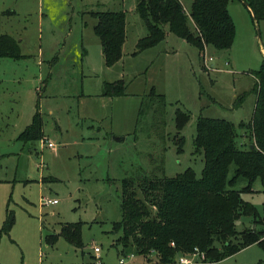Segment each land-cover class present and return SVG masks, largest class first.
Returning <instances> with one entry per match:
<instances>
[{
	"label": "rangeland",
	"instance_id": "obj_1",
	"mask_svg": "<svg viewBox=\"0 0 264 264\" xmlns=\"http://www.w3.org/2000/svg\"><path fill=\"white\" fill-rule=\"evenodd\" d=\"M190 1L184 0L187 9ZM6 2L13 12L0 14V32L19 41L22 55L0 57V264H117L121 256L134 264L158 262L154 251L145 256L132 249L130 257L120 252V243L114 244L121 234L112 223L121 218L122 178L148 170L151 154L163 156L168 176L188 166L199 176L203 154L194 150L196 117H222L236 125L250 119L255 70L264 56V18L254 21L245 0H230L235 33L229 48L200 51L168 31L158 44L133 53L137 38L147 31L135 0ZM99 9H124L126 14L122 56L111 65L105 64L93 29L91 11ZM119 78L125 82L123 94L102 93L104 81ZM152 86L165 98L160 124L151 109L140 112ZM177 108L189 114L180 129ZM36 110L43 120V140H52L53 148L41 139L18 137ZM237 131V144L249 146L243 129ZM175 135L183 136L180 150ZM233 169L231 164L229 176ZM246 183L240 176L233 187ZM252 189L242 197L261 215L240 214L235 227L264 231L259 178ZM52 198L57 202L51 203ZM8 214L13 221L1 231ZM72 221L81 225L79 247L60 234L61 225ZM49 233L57 234L54 242L46 241ZM180 254L194 264H264V249L257 242L218 261L196 248Z\"/></svg>",
	"mask_w": 264,
	"mask_h": 264
},
{
	"label": "trees",
	"instance_id": "obj_2",
	"mask_svg": "<svg viewBox=\"0 0 264 264\" xmlns=\"http://www.w3.org/2000/svg\"><path fill=\"white\" fill-rule=\"evenodd\" d=\"M229 1L191 0L187 9L184 0H135V10L147 31L137 39L133 53L158 44L168 31L195 44L200 51L207 46L229 48L235 33L234 21L228 11ZM245 4L254 21L264 18V0H245ZM91 14L96 18L93 29L99 37L104 62L111 65L122 56L126 39L125 11L99 9L92 10ZM21 55L19 41L9 33L0 32V57L19 58ZM255 77L253 90L256 96L250 119L241 120L236 125L227 118L196 117L194 150L203 154L199 176L191 166L168 176L163 169V156L151 154L148 170L140 168L136 176L122 178L121 218L112 223L113 230H121L114 244H121L122 254L133 249L146 256L154 251L159 262L168 264L174 262L180 252L195 248L204 251L205 257L214 261L253 242L264 249L263 230H237L235 227L240 214H252L253 218L261 215L251 201L242 197V192L252 191V182L256 178L264 186V56L260 67L255 70ZM124 92L122 78L103 83L102 93L105 95ZM142 103L140 112L151 109L154 119L159 120L165 106L164 95L152 86ZM188 119L187 112L176 109L178 129ZM42 123V116L36 110L18 137L24 142L43 140ZM237 127L243 129L249 146L237 144ZM174 139L180 150L183 136L175 135ZM231 164L234 169L229 176ZM240 176L246 178L247 183L236 189L233 186ZM262 209L264 223V200ZM12 221L13 215L8 214L1 231H7ZM80 233L79 221L61 225L60 234L77 247L81 246ZM56 238L57 234L49 233L45 239L54 242ZM218 241L221 248L215 244Z\"/></svg>",
	"mask_w": 264,
	"mask_h": 264
},
{
	"label": "built area",
	"instance_id": "obj_3",
	"mask_svg": "<svg viewBox=\"0 0 264 264\" xmlns=\"http://www.w3.org/2000/svg\"><path fill=\"white\" fill-rule=\"evenodd\" d=\"M42 141H43V143H44V141H46V145H47L48 147H50V148L55 147V143H54L52 140H47V139H46V140H42ZM50 202H51V203H55V202H57V199H56V198H52V199L50 200ZM172 243H173V242H172ZM196 249H197V248H196ZM93 250H94V252H96L97 255H98V251L100 250V248H99V246L94 245V246H93ZM128 254L130 255V257L133 256V253H132V252H131V253H128ZM97 257H98V256H97ZM158 262H159V261H158ZM158 262H155V263H153V264H157ZM174 263H176V264H194V263H196V262L193 261L192 258L180 254V255H177V256H176V259H175ZM117 264H134V262H132V261H127L125 257L121 256V257L118 259V263H117Z\"/></svg>",
	"mask_w": 264,
	"mask_h": 264
},
{
	"label": "crops",
	"instance_id": "obj_4",
	"mask_svg": "<svg viewBox=\"0 0 264 264\" xmlns=\"http://www.w3.org/2000/svg\"><path fill=\"white\" fill-rule=\"evenodd\" d=\"M7 12H13V9L7 8V2L5 3V0H0V14H5ZM125 28H126V22H125ZM144 35V34H143ZM167 35V34H166ZM142 36V35H141ZM139 38V37H138ZM137 38V39H138ZM136 43V42H135ZM103 264V263H102Z\"/></svg>",
	"mask_w": 264,
	"mask_h": 264
}]
</instances>
